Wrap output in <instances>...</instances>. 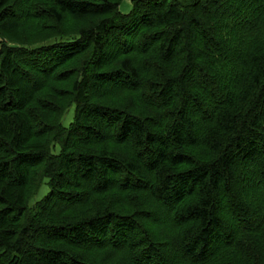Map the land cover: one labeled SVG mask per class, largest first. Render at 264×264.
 Here are the masks:
<instances>
[{"label":"trees","instance_id":"obj_1","mask_svg":"<svg viewBox=\"0 0 264 264\" xmlns=\"http://www.w3.org/2000/svg\"><path fill=\"white\" fill-rule=\"evenodd\" d=\"M122 1L0 0V264H264V0Z\"/></svg>","mask_w":264,"mask_h":264},{"label":"rangeland","instance_id":"obj_2","mask_svg":"<svg viewBox=\"0 0 264 264\" xmlns=\"http://www.w3.org/2000/svg\"><path fill=\"white\" fill-rule=\"evenodd\" d=\"M131 5V1L130 0H123L122 1V3H121V5H120V7H121V9L119 8V11H120V13H122L121 12V10L123 11V12H125V6H128V8L130 7V5ZM131 7H132V5H131ZM123 14V13H122ZM45 24L47 25V26H56L57 27V23H55L54 21L53 22H45ZM77 22H75V21H71L69 18H65L64 20H63V22L60 24V25H58L59 27H60V31L61 32H64V33H70V32H75L76 30H77ZM47 31L46 30H43V33H46ZM49 34V33H48ZM52 43L53 42V40H50V41H47V44H49V43ZM73 114H74V108H71L70 110H68V112L65 114V116H64V120H63V122H65V125L66 124H68V122L72 119V117H73ZM46 192V187H43L42 188V191H41V195H43L44 193ZM225 261V258L222 260V263ZM221 262H220V264H222Z\"/></svg>","mask_w":264,"mask_h":264},{"label":"crops","instance_id":"obj_3","mask_svg":"<svg viewBox=\"0 0 264 264\" xmlns=\"http://www.w3.org/2000/svg\"><path fill=\"white\" fill-rule=\"evenodd\" d=\"M129 5H130V4H129ZM120 9H121V7H120ZM130 10H131V5H130L129 8H128V6H125V12H123L122 10H121V12H122L123 14H127V13L130 12Z\"/></svg>","mask_w":264,"mask_h":264}]
</instances>
